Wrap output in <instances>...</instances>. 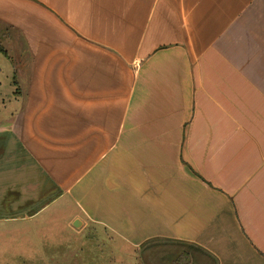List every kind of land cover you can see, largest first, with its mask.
Masks as SVG:
<instances>
[{"label": "crops", "instance_id": "obj_1", "mask_svg": "<svg viewBox=\"0 0 264 264\" xmlns=\"http://www.w3.org/2000/svg\"><path fill=\"white\" fill-rule=\"evenodd\" d=\"M0 32L2 261L264 264V0H0Z\"/></svg>", "mask_w": 264, "mask_h": 264}, {"label": "rangeland", "instance_id": "obj_2", "mask_svg": "<svg viewBox=\"0 0 264 264\" xmlns=\"http://www.w3.org/2000/svg\"><path fill=\"white\" fill-rule=\"evenodd\" d=\"M15 40H9V39H4L3 37H1V32H0V48L4 51L7 52L10 59H13L15 57L16 54H13L14 49L11 46L12 44H14ZM12 52V53H11ZM1 58V57H0ZM1 60V59H0ZM3 60V59H2ZM60 239L65 240L66 243L71 242L73 243H78V240L80 241V238L75 237L71 234H66L64 236H61ZM59 238H57V240H60ZM61 242V244H62ZM76 245H66L64 246H56L55 248V252H54V256H55V261L54 263H49V264H83L82 262H80V259H77L78 261L76 263H72L71 259L73 258H69L67 257L68 251L71 249V251H78L79 250L78 247H75ZM65 256V257H64ZM7 260L2 261L4 258L0 257V264H33V263H23L20 262V260H18L17 258L11 257V256H7ZM43 264V263H41Z\"/></svg>", "mask_w": 264, "mask_h": 264}, {"label": "trees", "instance_id": "obj_3", "mask_svg": "<svg viewBox=\"0 0 264 264\" xmlns=\"http://www.w3.org/2000/svg\"><path fill=\"white\" fill-rule=\"evenodd\" d=\"M0 52L4 53V51L0 48ZM5 56H7L6 54H4Z\"/></svg>", "mask_w": 264, "mask_h": 264}]
</instances>
